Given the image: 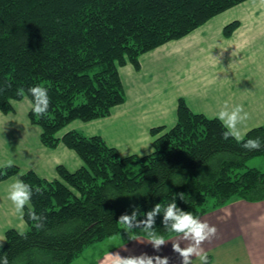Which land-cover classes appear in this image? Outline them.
I'll return each instance as SVG.
<instances>
[{"label": "trees", "instance_id": "trees-1", "mask_svg": "<svg viewBox=\"0 0 264 264\" xmlns=\"http://www.w3.org/2000/svg\"><path fill=\"white\" fill-rule=\"evenodd\" d=\"M242 1L0 0V109L13 111V101L28 96L43 145L64 142L83 161L76 170L59 165L53 179L21 175L28 228L6 231L0 264H68L122 223L127 239L166 240L234 200H264V171L247 166L264 155V125L237 138L184 98L173 126L151 128L148 154L123 155L100 134L60 135L72 121L107 117L126 101L121 66L139 68L142 54ZM18 173L17 165L1 167L0 182Z\"/></svg>", "mask_w": 264, "mask_h": 264}, {"label": "crops", "instance_id": "crops-1", "mask_svg": "<svg viewBox=\"0 0 264 264\" xmlns=\"http://www.w3.org/2000/svg\"><path fill=\"white\" fill-rule=\"evenodd\" d=\"M232 22L238 25L226 35L225 27ZM120 74L126 104L106 118L74 120L63 132L100 134L123 155L148 154L154 148L151 128L173 126L178 101L184 98L193 111L220 118L242 138L264 125V0L226 9L189 34L142 54L139 68L128 64ZM17 105L20 109L12 113L0 111V168H20V173L0 182V247L8 229L28 228L22 174L33 170L53 179L59 165L71 170L82 165L63 143L56 148L43 145L41 127L29 118L30 100ZM98 263L264 264V200H234L166 240L133 238L102 255Z\"/></svg>", "mask_w": 264, "mask_h": 264}, {"label": "rangeland", "instance_id": "rangeland-1", "mask_svg": "<svg viewBox=\"0 0 264 264\" xmlns=\"http://www.w3.org/2000/svg\"><path fill=\"white\" fill-rule=\"evenodd\" d=\"M247 0H244L242 2H245ZM241 2V3H242ZM235 6V5H234ZM233 7V6H232ZM225 11V10H224ZM222 11V12H224ZM221 12V13H222ZM220 14V13H219ZM179 39V38H178ZM173 40H176V39H172L170 41H173ZM169 41V42H170ZM167 43V42H166ZM165 44V43H164ZM163 45V44H162ZM157 48V47H156ZM128 64H131V63H128ZM126 64V65H128ZM124 65V66H126ZM124 66H121L120 67V70L122 67ZM122 78V77H121ZM25 100H30L31 102V108L30 110L32 109V106H33V103L31 101V99L28 97V96H25L23 97L22 99H18V100H14L13 101V106H14V109L13 111H10L8 113H12L14 111H16V109H20L19 105H17V103L19 104H22ZM124 104H126V101L122 104H119V105H116L115 107L112 108V110H114V108H116L117 106H124ZM29 110V112H30ZM127 110V108L125 107V111ZM1 112H3L1 109H0ZM5 113V112H3ZM112 113V112H111ZM7 114V113H6ZM116 115V111H114V113ZM112 116V114H110ZM109 115V116H110ZM120 115H124V114H120ZM107 116V117H109ZM119 116V115H117ZM30 118V117H29ZM102 118H106V117H102ZM76 120H80V119H76ZM31 121V120H30ZM82 121V120H81ZM73 122V121H72ZM37 125V124H36ZM69 125V124H68ZM67 125V126H68ZM39 126V125H38ZM66 126V127H67ZM65 127V128H66ZM64 129H62L60 131V135H62L63 133L69 131H64ZM74 130V129H72ZM42 131V129H41ZM86 134V133H85ZM88 135V134H87ZM89 135H93V134H89ZM122 142L126 143V140L125 139H122ZM153 141H154V137H153ZM60 143H63L64 145H66L64 142H60ZM59 143V144H60ZM67 146V145H66ZM68 147V146H67ZM69 149L73 150L74 152H76L74 149L68 147ZM76 154L79 156V154L76 152ZM129 155V154H128ZM80 157V156H79ZM81 158V157H80ZM82 160V159H81ZM82 164H83V161H82ZM247 166L248 167H257L259 168L260 170L264 171V155H256V156H253L251 157L250 159H248L247 161ZM79 168V167H78ZM77 168V169H78ZM73 170H76V169H73ZM26 173V172H25ZM229 204V203H228ZM210 205H211V202H210ZM221 208V207H220ZM127 235H128V228L126 227V224L125 223H122L121 226H120V230L117 234H114L112 236H109L107 238H105L104 240L102 241H98V242H93L91 244H89L88 246H86L83 251L78 255L76 256L72 261H70L68 264H99L98 261H100V259H102V255H104L105 253L109 252L112 248H118V247H121L123 245H125L130 239H127ZM136 238V237H135ZM133 239V238H132Z\"/></svg>", "mask_w": 264, "mask_h": 264}]
</instances>
